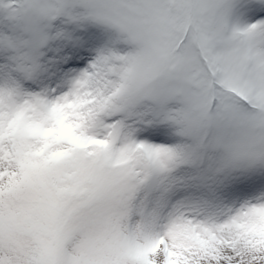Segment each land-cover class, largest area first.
<instances>
[{
	"label": "snow or ice",
	"instance_id": "6c2138e0",
	"mask_svg": "<svg viewBox=\"0 0 264 264\" xmlns=\"http://www.w3.org/2000/svg\"><path fill=\"white\" fill-rule=\"evenodd\" d=\"M0 264H264V0H0Z\"/></svg>",
	"mask_w": 264,
	"mask_h": 264
}]
</instances>
